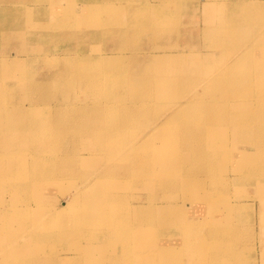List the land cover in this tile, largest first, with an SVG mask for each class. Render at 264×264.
<instances>
[{
  "label": "rangeland",
  "instance_id": "rangeland-1",
  "mask_svg": "<svg viewBox=\"0 0 264 264\" xmlns=\"http://www.w3.org/2000/svg\"><path fill=\"white\" fill-rule=\"evenodd\" d=\"M26 4L0 16V264H161L158 247L171 253L162 263L188 264L207 239L201 257L231 246L213 264H264V98L249 88L232 99L240 81L264 92V0ZM19 115L53 118L36 130ZM39 146L43 158L26 154ZM181 149L187 161H166ZM191 202L202 213H184ZM97 212L131 223L110 227ZM186 217L203 225L185 239Z\"/></svg>",
  "mask_w": 264,
  "mask_h": 264
},
{
  "label": "bare ground",
  "instance_id": "bare-ground-1",
  "mask_svg": "<svg viewBox=\"0 0 264 264\" xmlns=\"http://www.w3.org/2000/svg\"><path fill=\"white\" fill-rule=\"evenodd\" d=\"M28 0H20V2H23V4H24V6H26L27 4H26V2H27ZM16 2H18V0H0V16L1 17H5V18H7V19H13V20H15L14 18H16L17 16H18V9H16L17 11H15V10H11V11H5V12H3V10L5 9V7H9L10 5H13L14 3H16ZM10 8V7H9ZM59 8L60 7H57V9H54L55 11H53V12H58L59 11ZM19 14H20V17L22 16V18L24 19V20H26L27 19V17L29 16V10H27V8H25V10H22V11H19ZM13 27H15V26H13ZM72 57V56H71ZM71 57H68L69 59L71 58ZM152 61H154V59L152 58ZM12 62H16V61H12ZM80 65H81V63H80ZM49 76H54V75H49ZM87 83L90 85V83L87 81ZM238 83H240L241 84V86L240 85H238ZM235 86H234V91L238 94L237 96L234 94V93H230V94H234L235 95V97H233L232 99H236V101H240L241 100V98H240V96L244 93V90L243 89H248L249 90V88H251V89H253L254 91H255V93L257 94V95H259L262 99L264 98V92H262V93H260L261 92V89H258L257 91H256V88H252V87H250V84L249 83H245V81H240V82H238ZM82 85H86V83H84V84H82ZM224 92H226V93H228L227 92V90H225ZM192 100H189V101H184V102H182V103H180L178 106H180V105H182V104H184L185 102L189 105V106H191L190 105V102H191ZM187 104H185V105H187ZM185 105H183V106H181L180 107V109L179 110H181ZM245 105V103H243V105L242 106H240L239 107V109H241V108H243L242 110H244V113H246V112H252L251 111V109L253 110V111H258L259 110V108H260V106L259 105H257V106H251V105H246V106H244ZM74 112H76V111H74ZM53 117H48V118H38V119H36V118H33V119H29L28 121H21V115H19L17 118H16V122H24V123H26L27 125H28V129H36V130H38V128H42V127H45L46 125H47V122H49V123H51L52 121H51V119H52ZM48 119V121H45V120H47ZM78 121H80V120H78ZM122 124H118V126H121ZM55 127V126H54ZM208 127H211L210 126V124H208V126H207V128L204 130V131H202L201 132V136H200V138L201 137H203V136H205V137H207V135L209 134V133H212L213 131L212 130H209V128ZM53 131H56V130H53ZM183 136L187 139V138H189V135L188 134H186V133H183ZM196 138V137H195ZM199 138V139H200ZM66 140H64V139H61V141H60V143H64ZM38 146V145H37ZM66 147V145L65 144H62V145H60V149H64ZM32 149H33V155H32V153H30L29 151L26 153L27 155H30V156H32L31 158L33 159H36V158H43V156L42 155H40L37 151L38 150H41L42 149V146H39V147H32ZM130 149V148H129ZM129 149H127V150H125L123 153L122 152H120V154L119 155H117L116 156V158L119 160V161H121L123 158H125V152H127ZM185 149V148H184ZM212 148H209V149H204V151H205V154H206V157H207V161H208V163H207V167H209L208 168V170L210 169V166L211 165H213L212 163H211V160H213V151L211 150ZM182 150V149H181ZM130 151H131V149H130ZM36 152V153H35ZM19 154L18 155H15V157L17 158V157H23V156H25L26 154H23L22 152H18ZM261 153H259V155H260ZM165 159H166V161L168 160V161H171V162H174V164H178V163H182V162H185V161H187V159H188V155L187 154H183V150L180 152V155H176V156H174V157H165ZM162 161H165V160H162ZM162 163V162H161ZM36 164H38V162L36 161L35 162V164L34 165H36ZM162 164H164V163H162ZM37 169H40V168H37ZM253 169V168H252ZM252 169H250V170H248V171H246V172H250V171H252ZM16 170H18V169H15L14 171H16ZM47 173H50V171L48 170V169H44ZM94 171L96 172V174L98 173V171H99V173H101V172H106V171H108V166H105L103 169H101V166H98L97 168H95L94 169ZM92 173H93V171H91ZM120 173L122 172V171H119ZM98 173V174H99ZM165 173H169V174H172V173H175V172H168V171H166ZM45 182H48L49 180H44ZM165 185L166 184H164L163 185V187H165ZM90 195H91V198H93L94 200H96V199H98V198H101V199H103V197H104V195H103V191H102V189L100 188V187H96V188H94L93 189V191H92V193H90ZM110 197H111V199H113V200H119L120 199V197H121V195H118V194H115V192H113L111 195H110ZM67 199L68 200H70V198L69 197H67ZM192 203V205H191V207L189 208V209H184V213H186V212H188L189 210H191V209H193V208H195L196 206H198L199 204H197V203H194V202H191ZM204 206H207L206 205V203H204L203 204ZM141 207V206H140ZM139 206L138 207H136V209H138V215L140 216V220H138V224L139 223H142V222H144L145 220H146V218H144L145 216H147V211L145 210V209H142V208H140ZM169 210H171L172 211V214H171V216L173 217V220L175 221L177 218H179V214H180V212L182 211V206L181 207H179V205H176V206H169V208H168ZM231 209V208H230ZM191 211H193L194 213H196V214H199V213H202V209H197V210H191ZM60 213H61V211H59L57 214H56V216L58 217V219H59V217H60ZM86 217L87 216H89V215H85ZM106 217V216H105ZM180 219V218H179ZM204 219V218H203ZM209 219L212 221L213 220V218H212V216L211 215H209ZM182 220V219H181ZM75 221V220H74ZM74 221H72V222H74ZM94 221H96V222H104V223H106V224H108V226H110V227H112V225H119V226H121V227H125V226H127V225H129L130 223H131V218L130 217H120V216H112V217H110V218H107L106 217V221L104 220V217H103V215L101 214V213H96L95 214V217H94ZM204 222V221H203ZM205 223V222H204ZM203 225V223H201V222H199V221H197V219H196V217L195 218H192V219H188L187 217L185 218V220L181 223V225H180V230H182V232H183V235H182V237L183 238H187L188 237V233H189V230H201V226ZM206 225V224H205ZM129 227V226H128ZM166 227H168V226H162L161 227V229H163V228H166ZM31 229H32V227H30ZM160 229V227H157L156 228V230L155 231H153L152 232V234L150 235V236H152V237H155V238H158L159 237V231L161 230ZM194 232V231H193ZM191 233H192V231H191ZM55 236V235H54ZM71 236H74L73 234L71 235ZM46 237H52L51 235H47ZM170 237H171V235H170ZM227 236H225V237H223V240L226 238ZM228 238V237H227ZM139 238L138 237H136V238H134V237H131L129 240H138ZM213 244H215V242L211 239V240H209V239H207V241H206V243L204 244V242L202 241V240H199L198 242H197V247H196V249L195 250H197V252H198V254L197 255H191V254H189V255H186V256H183L182 257V260L185 262V263H188V264H191V263H195V262H198V264H213V263H220V262H222V261H224V258L230 253V251H231V246L229 245V244H226L225 246H223L222 247V249H220V250H216L215 252H210V253H208L207 255H204L203 257H201L202 255H203V252L205 253V252H207V247L206 246H211V245H213ZM206 245V246H205ZM38 249V248H37ZM34 250H36V248H34ZM33 252V251H32ZM153 254H154V259L155 260H152L153 262H160L161 264H165V263H162V261L166 258V257H169V256H171V253H169L168 251H166L164 248H162V247H158V248H156V249H153ZM36 253V252H35ZM56 257H58V256H56ZM201 257V258H200ZM60 259V258H59ZM149 261H151V260H149ZM200 262H202V263H200Z\"/></svg>",
  "mask_w": 264,
  "mask_h": 264
}]
</instances>
